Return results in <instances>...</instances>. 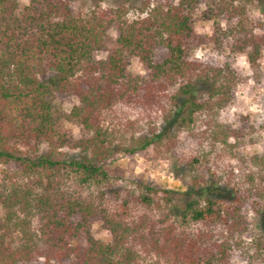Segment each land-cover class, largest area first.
<instances>
[{"label":"trees","instance_id":"1","mask_svg":"<svg viewBox=\"0 0 264 264\" xmlns=\"http://www.w3.org/2000/svg\"><path fill=\"white\" fill-rule=\"evenodd\" d=\"M246 1L145 0L130 20L126 5L76 15L68 0H0V205L6 213L0 264H139L143 257L156 260L150 264H232L233 249L249 231L243 209L252 204L261 213L257 174L223 192L198 178L184 192L137 182L125 194L115 190L112 200L105 165L115 152L104 123L121 104L163 112L166 128H151L140 147L159 151L174 124L192 130L205 114L230 105L240 79L229 62L191 56L208 39L246 54L257 72L264 24L250 20ZM198 21L212 23L210 37L199 38ZM133 59L145 74L131 72ZM47 73L60 77L56 91L79 99L73 113L82 126L78 140L59 130L51 89L41 78ZM200 85L207 88L195 100ZM206 123L215 142L253 141L249 117L237 128L214 118ZM66 147L91 159H67L59 151ZM250 161L258 168L264 156ZM199 163L195 157L187 166L195 170ZM139 208L143 213L134 216ZM96 221L111 243L94 237Z\"/></svg>","mask_w":264,"mask_h":264},{"label":"rangeland","instance_id":"2","mask_svg":"<svg viewBox=\"0 0 264 264\" xmlns=\"http://www.w3.org/2000/svg\"><path fill=\"white\" fill-rule=\"evenodd\" d=\"M76 15L87 14L97 7L105 9L117 8L126 5L129 8L130 20L140 15V6L145 0H68ZM27 3V0H22ZM204 8V7H203ZM246 12L253 23L264 24V0H247ZM200 16V10L197 12ZM196 33L200 37L211 36L212 23L198 21ZM116 37V29L109 33ZM161 51L158 53V58ZM106 54L101 52L97 58L103 59ZM191 58L193 60L224 64L227 61L235 70L240 81L233 90V101L223 109L205 114L192 130L174 124L169 132L170 138L164 140L159 151L151 146L140 150L150 129L162 132L166 128L164 113L149 111L118 105L107 114L105 127L110 133L115 155L109 159L105 169L109 173L107 197L113 199V192L119 190L125 194L127 190L137 187V182H148L155 187L184 192L188 186L194 184L198 178L202 186L209 182L216 184L220 191H226L230 184L246 181L247 175L255 172L257 175L255 186L264 189V164L254 167L251 158L264 156V57L257 72L253 71L246 54H233L225 45H215L208 39L206 42L194 47ZM130 70L133 74H145L144 69L137 60H132ZM51 89L50 101L58 122L59 130L69 138L78 140L82 137V126L78 118L73 116L79 107V99L74 95L61 94L56 89L60 84V77L55 73H47L41 77ZM207 87L200 85L194 99L203 97V90ZM177 90H174L175 93ZM184 98L181 97V101ZM187 114V111H186ZM249 117L250 126L254 127L253 141L236 146L232 139L228 144L215 142L211 135L206 133L207 121L210 119L222 124L224 127L237 128L241 125V118ZM206 121V122H205ZM126 150H136L134 154ZM67 159H91L89 154L81 150L63 148L59 150ZM62 155L59 156V158ZM200 163L195 170L187 166L194 158ZM4 167L0 165V180ZM207 181V182H206ZM248 186V185H247ZM252 186V184H250ZM221 192H218V196ZM259 200V199H257ZM116 205L115 202H111ZM260 214L254 211L252 204L244 209L249 231L243 238L241 248L233 249L232 264H264V200H261ZM256 206V205H255ZM258 206V205H257ZM143 209H134V216H140ZM6 213L0 205V220H5ZM92 233L98 240L106 243L112 242V236L104 228L103 222L96 221L92 226ZM6 239V242H10ZM259 240V241H257ZM14 248V244L10 245ZM156 262L154 258L143 257L139 264ZM35 264V263H34Z\"/></svg>","mask_w":264,"mask_h":264}]
</instances>
